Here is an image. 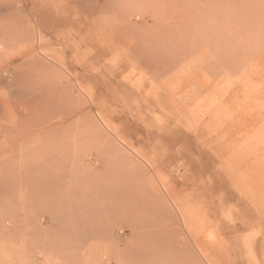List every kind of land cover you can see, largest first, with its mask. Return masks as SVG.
Returning <instances> with one entry per match:
<instances>
[{
  "label": "rangeland",
  "instance_id": "obj_1",
  "mask_svg": "<svg viewBox=\"0 0 264 264\" xmlns=\"http://www.w3.org/2000/svg\"><path fill=\"white\" fill-rule=\"evenodd\" d=\"M51 1L0 0V30L15 35L9 44L8 57L2 61L10 64L4 72L8 76L0 84V100L7 103H0V264H264V223H255L253 217L252 225L237 227L244 208L251 211L248 207L254 205L247 193L238 196L236 190L242 189L243 183L232 190L236 199L224 200L226 187L220 184L216 166L211 163L219 155L228 160L219 166L221 175L228 166L230 169L229 163L236 168L237 159L227 148L229 145H223L219 153L206 151L207 154L204 150L208 148L209 137H203L202 144L197 140L188 143L172 134L154 137L155 132L150 140L139 138L134 129L140 121H126L125 107L136 111L137 116L146 114L154 127L176 123L142 101L145 99L139 89L146 85L149 76L145 67L135 68L132 62H126L121 55L124 47L117 52L106 49L105 38H114V33L87 32L78 19L57 12ZM255 1L257 11L252 15L256 27L246 46L253 61H246L242 75L254 74L252 78L264 86V0H258V4ZM150 26L152 23L148 21L147 27L139 31L144 44L140 52L144 55L145 52L162 55V63L167 61L165 56H171L168 59L180 64L179 74L181 63L185 67L197 59L198 56H189V42L186 38L179 40L177 31L146 32ZM163 44L165 53H161ZM177 48L184 53L176 54ZM190 66L184 68L187 78L189 75L204 78L214 73L197 72ZM98 143H108L109 152L115 151L119 156L107 153L108 158V154L114 158L106 165L109 160L98 155ZM137 148L151 159L152 170L133 153ZM129 160L133 175L126 171ZM141 171L143 177L139 175ZM124 173L127 177L132 175L131 178L126 179ZM162 178L173 185L176 194L183 190L192 192L200 179L206 180L207 183H199L207 187L204 190L208 202L194 203L195 209L202 208V212L194 215L205 223L201 237L186 233L160 185ZM135 180L140 182L141 190ZM115 182L121 183V187H115ZM130 183L132 186L127 185ZM107 185L109 192L113 187L123 191L117 190V195L114 192L110 196L113 191L109 193ZM144 187L149 188L146 193ZM152 188L160 196H151ZM127 190L132 191L130 196ZM139 193L142 201L135 196ZM166 203H170L168 207L175 214L167 210ZM204 204L205 208L200 207Z\"/></svg>",
  "mask_w": 264,
  "mask_h": 264
},
{
  "label": "bare ground",
  "instance_id": "obj_2",
  "mask_svg": "<svg viewBox=\"0 0 264 264\" xmlns=\"http://www.w3.org/2000/svg\"><path fill=\"white\" fill-rule=\"evenodd\" d=\"M255 2H256L255 0H53L51 1V4L55 6L57 12H59L60 14L74 17L73 18L74 20L78 19L80 24L83 26L85 30H87V32L89 31L91 32L92 30L93 31L103 30V31H107V33H112V34L114 33V38H105L106 42H104L103 44L106 46V49L108 51L116 50L117 52L119 49L124 47L125 49H122L123 52L121 51V55L123 56L124 60L126 59V62L128 63L132 62L135 68L145 67V72L146 74H149V76L145 75L146 77H148V82L146 83V85L143 86L146 87L140 86V88L142 89H139L140 90L139 94H141L142 98L145 99L142 101H145L144 103L149 104V108L152 109L153 111L156 109L160 110L162 113L168 115L169 119L170 118L175 119L176 123L174 122L175 124L169 127L167 124H164L163 126L160 125L154 127L152 123L148 122L147 120L148 118L146 114L144 115L140 114L139 116H141L140 117L141 119L137 120L136 118H139V116H137L138 114L135 115L136 111L133 113L129 110L130 107L128 108L125 107L124 108L125 113L123 114H125L126 121L127 120H131L133 122L140 121L139 127L134 129V132L139 138L142 139L145 137L147 138V140H150L151 139L150 137H152L154 134L153 132H155L154 137L157 136L159 138L169 137V135L172 134L179 136L180 140H184V141L186 140L188 143L197 140V141H201L202 144L203 137L204 138L209 137L208 138L209 145L208 148L207 147L205 148L204 152L207 153L208 151H210L211 154L212 152L219 153L221 148L223 150V145H229V147L227 148L231 149V152L234 153L236 156L235 159H237L236 164L234 163L236 168L234 167L233 164L231 165V163H229L230 169L229 166L228 168L226 167L227 170L228 169L229 170L228 171L226 170V172L221 175V172H219L220 171L219 166H221V164H224L225 158H222L219 154H216L217 155L216 157H218L219 155V158L217 159L213 158L211 163L212 166H216V172H218L217 178H219L218 180L220 184L224 186V189L226 187L227 192L224 193L225 196L223 195L224 200L236 199L232 193L233 192L232 190L237 186L239 187V185L243 183L244 187H242L243 185L241 186L243 190L240 187L238 188V190H236L240 194V195L238 194V196L247 193L248 194L247 196L250 197L252 201V205H254V207H252L253 210L251 207H248L251 209V211L250 210L248 211L246 208H244L243 216H239L238 218L239 224L237 227H247L252 225L255 221L264 223V86L263 84H261V82H259V80L257 81L256 78H252L253 77L252 75L254 74L242 75V73H244V70L246 69V68L244 69L243 67L245 66L244 64L245 63L247 64L246 61L252 58V57L250 58L251 52H249V49H247L248 47L246 48V46L248 45L247 44L248 39L250 40L254 35L252 33V30L256 27L255 19L253 18L252 15L253 11H257L256 4L255 6L253 4ZM257 4H258V0H257ZM148 21H151L152 26L148 27L146 29V32H150V31L162 32L163 30H168L173 32L177 31V33L180 34L179 35L180 38L177 36L174 37H177L179 40L180 39L183 40L184 38H186L187 40L186 39L185 40L187 41V44L189 42L190 45L189 48L187 47L189 51V52L187 51V53H190L189 54L190 57L195 56L194 58H196V56H198L197 59H194L195 61L194 60L192 61L193 63L190 62L191 66L189 65L190 63L189 64L186 63V64L192 67L193 70L194 69L197 70V72L198 71L201 72L203 70L204 71L211 70L214 72L213 75L212 76L208 75V77H204V78H200V77L197 78L198 76L189 78L190 76L189 75L187 78V76L185 77L184 74L186 71L184 68H186L187 65H185L184 67L183 64L181 63L182 66L180 68L182 70L181 71L179 70L181 72V74H179L178 65L180 64H178L176 60L173 61L172 60L173 58L168 59L171 56H165V58L168 57L166 58L167 61H164L162 63V60L160 59L162 55L160 56L159 54H154V53L152 55H148L146 52L144 55L142 52H140V50L144 48L143 47L144 44H143V40H141V37H139L140 36L139 31H143V29L147 27ZM14 37L15 35L12 37L9 35V33L0 30V84L8 76L7 74L4 75V72L9 67L10 64L2 61L3 60L6 61L8 57L7 52L9 50V44H11V42L14 41L15 39ZM174 39L176 41V38ZM171 41L175 43L174 40ZM182 42H179L180 45ZM187 44L185 43L184 46ZM173 45L177 46L178 44L175 43ZM139 47L140 49L138 50ZM181 47L180 50H182ZM161 48L163 49V51L162 52L157 51V52L165 53L166 51L164 50L165 49L164 44L163 47ZM183 48H186V46ZM194 48L196 51L194 50ZM167 49L168 46H166V50ZM174 49L176 50L175 47ZM177 49L178 50L176 51V54L181 55L184 53V52L180 53L179 48ZM169 50H172L170 51L171 54L172 52L173 54H175L173 48L171 49L169 48ZM170 53L168 52V54ZM146 54L148 55V57H146ZM188 59H190L191 61V58L188 57ZM183 61L184 60L182 59V62ZM252 61H250L249 63H251ZM186 62H188V60ZM249 71L250 69L247 71V73H250ZM202 73H200V75ZM141 84L142 83H140V85ZM0 101L2 105H7L6 102H2V100ZM139 112L141 113L142 111L139 110ZM122 118H124L123 115ZM206 130L209 131L203 133V131L205 132ZM212 131H214L213 135H212ZM142 135L144 136L142 137ZM122 141L125 142L123 139ZM98 145H99L97 146L98 155L101 156L102 158L103 157L108 158L107 153H111L109 152L110 150L109 147L111 145H109L108 143L105 144L98 143ZM131 148H133V146H130V150ZM139 150L140 151L142 150L141 147ZM139 150L138 148L134 149L133 153L137 154L139 160L141 161L143 160L147 168L148 169L151 168L152 170L151 167L152 163L150 162L151 159L149 157L147 158L146 155L144 153L139 152ZM113 152L114 154H116L115 151ZM225 153H222L223 157H225ZM111 154L112 156L115 157L117 156V154L116 155H114L113 153ZM108 156L110 157L107 159V161L111 158H114L110 154H108ZM155 158L156 157H154V159ZM115 160H117V158H115L114 161ZM109 161L107 162L106 165H108V163H112L111 160ZM131 161L132 160L127 161L129 165L126 166V169L128 168V166L129 169L126 171H129L133 167V164L130 165ZM134 161H136V158L134 159ZM226 161L228 163V160ZM142 166H140L139 168H141ZM205 167L202 166L201 170L203 171ZM105 168L108 167L106 166ZM126 171L124 169L125 173ZM186 171L184 172L186 173ZM133 172L129 171L128 173H132L133 175ZM141 173L142 171L140 172L139 175H141ZM146 173L147 174L149 173L148 170H146ZM124 174H123V178H124ZM155 174H157V172ZM111 175L113 176L112 173ZM126 175L127 174H125L126 179H129V177L131 178L132 176L128 174L129 177H127ZM118 176L122 178V175H118ZM103 177L104 178L102 179L104 181L105 176ZM123 178L120 180L124 181L125 179ZM115 179L116 176L114 180ZM111 181L112 180H110V182ZM135 181L137 182V180ZM138 181H139V177H138ZM199 181H201V179ZM199 181H198V187H201L202 189L197 187V189H193L192 192L191 191L186 192L183 190L180 191V193L177 192L179 194H176V192L173 191L172 189L173 185H171L168 180L163 179L161 180V183L159 182L160 185L163 187V191L166 194V197L169 198L170 200L169 201L171 203L170 207L172 208L173 205L174 208L173 210H175L176 214L178 213V216L182 221V225L184 226L183 228H185L186 233L190 237L200 236V234H202L201 232L205 224L204 222H199L200 220L198 221V219H195L197 215L194 216L195 214H197V212L199 211L202 212L201 211L202 208L195 209L196 206H194V203L196 201H202L203 204L204 203L203 201L208 202L206 201V199H208L209 197L207 191L204 190V188L207 187H203V185L200 184ZM203 181L201 182L203 183ZM205 182L206 180L204 181V183ZM132 183H134V179ZM132 183L127 185L130 186ZM138 183L140 182H137V184ZM120 184H116L115 182L113 185L115 187L117 185L118 187L119 186L121 187L122 184L121 185ZM145 185L149 186L148 184ZM110 186L113 187L112 185ZM129 186H127L126 188L129 189L128 188ZM138 186L140 188L139 184ZM107 187L108 185L106 186L107 191L110 190ZM100 188L102 189V187ZM134 188L135 187H133V190H135ZM146 188L147 187H144L143 189L144 193H146L145 190L149 189ZM113 189H112L113 192L108 191L109 193L112 192L110 196L114 192L116 193L115 195H117V190H119V189L116 190V188L114 190ZM129 190H127V193L131 194L132 191L129 192ZM174 190H176V187H174ZM207 190L209 191L210 189ZM122 191H120V193ZM158 193L159 192L156 191L154 188L151 189V196L153 195L155 197L160 196V193L159 194ZM139 195H135V196L141 198L142 195L140 193ZM145 195L146 194H144V197ZM212 197H214L213 194ZM117 198L119 201L120 197L117 196ZM146 198L147 197H145V199ZM146 200L150 202L148 198ZM237 201H239V203L242 202L241 200H237ZM169 204L167 205V207L169 206ZM170 207H168L167 210L168 211L170 210V212L174 213L171 209H169ZM200 207L205 208V204L204 206H200ZM212 215H215V212ZM253 217L255 218L254 222H250V220ZM189 218L190 220L188 222ZM252 229L255 230L254 228ZM225 230H221V231L223 232ZM252 232L251 233L247 232L248 233L247 235L252 234Z\"/></svg>",
  "mask_w": 264,
  "mask_h": 264
}]
</instances>
